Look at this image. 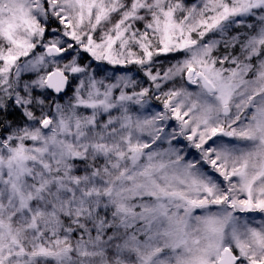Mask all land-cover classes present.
Masks as SVG:
<instances>
[{
    "label": "snow or ice",
    "instance_id": "1",
    "mask_svg": "<svg viewBox=\"0 0 264 264\" xmlns=\"http://www.w3.org/2000/svg\"><path fill=\"white\" fill-rule=\"evenodd\" d=\"M0 264H264V0H0Z\"/></svg>",
    "mask_w": 264,
    "mask_h": 264
},
{
    "label": "rangeland",
    "instance_id": "2",
    "mask_svg": "<svg viewBox=\"0 0 264 264\" xmlns=\"http://www.w3.org/2000/svg\"><path fill=\"white\" fill-rule=\"evenodd\" d=\"M133 74H135V69L133 68Z\"/></svg>",
    "mask_w": 264,
    "mask_h": 264
}]
</instances>
